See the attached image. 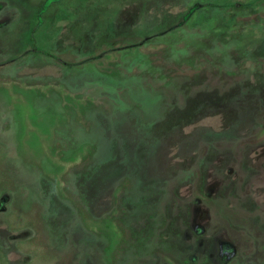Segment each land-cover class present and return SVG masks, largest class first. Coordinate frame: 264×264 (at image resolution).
<instances>
[{"label": "rangeland", "instance_id": "374dc122", "mask_svg": "<svg viewBox=\"0 0 264 264\" xmlns=\"http://www.w3.org/2000/svg\"><path fill=\"white\" fill-rule=\"evenodd\" d=\"M0 264H264V0H0Z\"/></svg>", "mask_w": 264, "mask_h": 264}, {"label": "flooded vegetation", "instance_id": "af4514ba", "mask_svg": "<svg viewBox=\"0 0 264 264\" xmlns=\"http://www.w3.org/2000/svg\"><path fill=\"white\" fill-rule=\"evenodd\" d=\"M219 248H220V254H221V256H223V253H224L225 251H227V250H225V249H228L227 245H223L222 243L219 244ZM225 253H226V252H225Z\"/></svg>", "mask_w": 264, "mask_h": 264}, {"label": "bare ground", "instance_id": "6f19581e", "mask_svg": "<svg viewBox=\"0 0 264 264\" xmlns=\"http://www.w3.org/2000/svg\"><path fill=\"white\" fill-rule=\"evenodd\" d=\"M217 41V40H216ZM226 43V42H225ZM224 44V43H223Z\"/></svg>", "mask_w": 264, "mask_h": 264}]
</instances>
